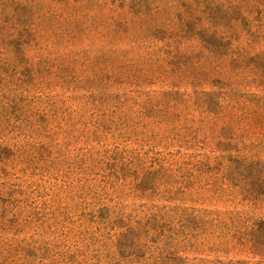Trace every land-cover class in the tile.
Here are the masks:
<instances>
[{"label": "rangeland", "instance_id": "374dc122", "mask_svg": "<svg viewBox=\"0 0 264 264\" xmlns=\"http://www.w3.org/2000/svg\"><path fill=\"white\" fill-rule=\"evenodd\" d=\"M249 1L264 16V0ZM46 42L0 92V264H128L124 249L139 234L150 245L141 232L154 222L165 234L189 227L175 241L191 263L264 264L252 227L264 192L251 201L247 178L205 168L218 155L205 114L165 106L158 93L176 87L158 73L140 86L113 81ZM248 74L233 77L239 94L258 92Z\"/></svg>", "mask_w": 264, "mask_h": 264}, {"label": "trees", "instance_id": "16d2710c", "mask_svg": "<svg viewBox=\"0 0 264 264\" xmlns=\"http://www.w3.org/2000/svg\"><path fill=\"white\" fill-rule=\"evenodd\" d=\"M256 7L249 0H0V92L31 66L27 52L45 39L113 81L130 78L140 86L158 73L176 87L158 93L165 106L191 102L205 114L203 129L218 154L213 163L204 160L205 168L236 184L247 178L255 193L249 199L256 201L264 192V16H254ZM244 36L251 39L242 44ZM242 71L258 92L235 90L233 77ZM252 225L264 234V213ZM167 230L154 222L141 232L151 242L144 249L140 234L131 238L134 244L124 249L128 264H242L191 263L175 241L189 227Z\"/></svg>", "mask_w": 264, "mask_h": 264}]
</instances>
